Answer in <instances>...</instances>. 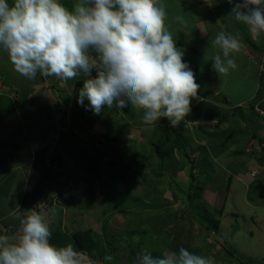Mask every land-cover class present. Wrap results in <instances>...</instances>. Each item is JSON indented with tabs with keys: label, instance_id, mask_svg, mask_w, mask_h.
<instances>
[{
	"label": "rangeland",
	"instance_id": "rangeland-1",
	"mask_svg": "<svg viewBox=\"0 0 264 264\" xmlns=\"http://www.w3.org/2000/svg\"><path fill=\"white\" fill-rule=\"evenodd\" d=\"M61 2L71 8L74 0ZM162 2L166 24L200 84L202 99L193 100L187 126L173 128L166 119L148 126L142 112L127 114L115 104L94 114L87 99L84 106L77 103L85 77L26 79L0 50V98L19 99L31 91L24 107L7 111L2 99L0 230L12 235L18 227L14 214L42 201L52 232L62 224L70 234L93 229L102 235V250L113 257L105 264H136L142 252L154 249L161 255L181 246L197 250L211 264H244V256L255 260L251 264H264V146L259 142L264 141V102L256 111L251 108L258 95L264 100V34L253 37L235 19L236 0ZM177 15L184 16L186 26ZM220 31L238 36L242 44L234 54L238 68L227 75L212 68L219 49L211 41ZM221 97L242 110L224 108L229 105ZM212 112L225 114L224 123L206 120ZM192 167L197 173L189 189ZM198 187L211 190L203 191L202 201L190 199ZM209 213L220 219L218 231L204 230L203 214ZM132 231L138 234L131 237ZM130 245L133 253L126 250Z\"/></svg>",
	"mask_w": 264,
	"mask_h": 264
},
{
	"label": "clouds",
	"instance_id": "clouds-1",
	"mask_svg": "<svg viewBox=\"0 0 264 264\" xmlns=\"http://www.w3.org/2000/svg\"><path fill=\"white\" fill-rule=\"evenodd\" d=\"M232 13L253 37L264 34V0H236ZM167 19L162 0H74L71 8L61 0H0V50L26 79L37 74L63 81L85 77L77 103L84 106L87 99L94 114L113 104L131 105L142 112L145 125L166 119L173 128L187 126L193 100L202 99L200 84ZM175 20L186 26L184 16ZM211 45L219 49L212 57L215 72L227 75L238 68V36L220 31ZM48 211L47 202L38 201L14 214L17 230L12 235L0 230V264H97L71 243L50 242ZM136 264L211 261L181 246L161 255L142 252Z\"/></svg>",
	"mask_w": 264,
	"mask_h": 264
},
{
	"label": "trees",
	"instance_id": "trees-1",
	"mask_svg": "<svg viewBox=\"0 0 264 264\" xmlns=\"http://www.w3.org/2000/svg\"><path fill=\"white\" fill-rule=\"evenodd\" d=\"M34 85H36V84H33V86ZM16 91H17L16 93L18 94V91L19 90H16ZM30 93H31V91L30 92H26L25 93L26 95H24L22 93V96L19 99H17V98L16 99L15 98L13 99L11 97L4 96V98H2V99L5 100V101H7L6 102V104H8L7 111H9V108L12 109L11 107H14V109H15L16 106H18V107H24L25 105H27V103H28V98L27 97H28V95ZM2 99L0 98V109H2V108L5 107L4 106L5 104H3V103H5V101H3ZM262 99L260 98V95H258L256 102L254 104H252L251 108L253 110H255V106H257V103L258 102H260V103H263L264 102V100H262ZM224 101H225L226 104H228V101H227L226 98H224ZM121 109L123 110L124 113H127V114H131L132 111H133L131 105H129L128 107H125V108H121ZM233 110H234V112H236V111L242 110V107H238V108L236 107ZM12 114H13V110H12V113L5 114L4 115V118H5V116L6 117L7 116L9 117ZM217 115H218V112L216 114L213 113V112L212 113H207L206 114V118H213L215 116L218 117ZM223 117H224V115H223ZM223 117H218L219 118V121L221 123L223 122ZM241 118L243 119V117H241ZM233 135H234V132H231L228 135V138L229 139H232ZM259 142H260L261 145L264 146V141L259 140ZM131 161H133V163H135V164H138L139 167H141V166L144 167V163H140L139 161L137 163V160L135 159V157H131ZM194 175H195L194 169H192L191 176H190L192 179H191V184H190V188L189 189H192L193 183L195 182V179L193 178ZM229 185H228V188L227 189H229V187H230ZM203 188L198 187L197 188L198 189V192L197 193H193V196L192 197L190 196V199H195L196 198L199 201H202L203 200V191H204ZM260 195L264 198V193L263 192ZM250 199H251V197H250ZM225 202L226 201H224V204L222 206V209H221V213L220 214H223L224 213V210H225ZM193 206H195V205H193ZM202 206L203 207H206L203 204H202ZM212 215H213L212 213H209L208 214L209 217H207V216H205L203 214V216H204L205 219L202 220V223L200 222L202 224V226H204L205 230L208 231V232L211 231V230L212 231H218V229L220 228V225H221L220 219H217V217L215 215H213L214 217ZM207 218H209V219H207ZM195 220H196V217H195ZM206 221H208L209 223H211L212 226L211 227L208 226V224L206 223ZM171 222H173V220H171ZM137 234H138V232L135 233V231L130 232L131 237H134ZM50 242L53 243V244H55L56 246H65V245L71 243L74 246V248H76L77 250H82V251L86 252L89 256L92 257L93 260H95V261H101L103 264L106 263V261L104 260L105 251L102 250V246L104 244L102 235H100L99 233L95 232L93 229L79 230L77 232H74V233H71L70 234L69 231H65V229L62 227V224H61V226L56 231H53L52 232V236L50 238ZM132 247H133V245H130V247H128L129 249L127 248L126 250L128 252L130 250V252L133 253V250L131 251V249H136V248H132ZM114 251H117V248H114ZM148 252H151L153 255H155L154 254L155 253L154 252V249H151ZM192 252H198V251L197 250L196 251L192 250ZM232 252L233 253H237L235 250H233ZM244 258L247 259V261L244 264H251V263H254L255 262V260L252 259L251 257L244 256Z\"/></svg>",
	"mask_w": 264,
	"mask_h": 264
},
{
	"label": "crops",
	"instance_id": "crops-1",
	"mask_svg": "<svg viewBox=\"0 0 264 264\" xmlns=\"http://www.w3.org/2000/svg\"><path fill=\"white\" fill-rule=\"evenodd\" d=\"M199 26L203 29V34H205L204 32H205V29H204V27H203V24H199ZM211 92H213L214 93V91H211ZM210 92V93H211ZM219 92H220V90H218L217 89V92H216V94H219ZM205 96H207V95H205ZM222 98V97H221ZM224 98H226V97H223L222 99H224ZM227 99V98H226ZM228 101V100H227ZM225 105H229V102H228V104H225ZM216 106H220L221 108H222V105L219 103V104H216ZM224 108H228V109H230L231 111H234L233 109H235L236 107H233V106H231V105H229V106H226V107H224ZM215 110V109H214ZM217 110V109H216ZM222 113V112H221ZM223 114V113H222ZM224 116H225V114H224ZM213 118H217L218 119V121H219V118L218 117H213ZM208 119H212V118H206V120H208ZM207 123V122H206ZM205 123V121H204V125H206V127H211V126H207L208 124H206ZM222 123H224V122H222ZM226 123H228V122H226ZM228 125V124H227ZM226 124H225V126H227ZM225 126H223V127H225ZM217 127H219V126H216L215 128H217ZM44 150H46V149H44ZM194 154L195 155H197V153H196V151L194 152ZM31 160H32V157H31ZM194 168H196V167H194ZM193 167H192V169H194ZM175 169H177V168H174L173 170H175ZM30 171V170H29ZM178 173V172H177ZM194 173H197V172H195V169H194ZM227 188H228V186H227ZM227 188H226V192H227V194H228V192L230 191V187H229V189L227 190ZM204 190H206V189H208V188H203ZM209 190V192L211 193V190L210 189H208ZM223 189H217V191H222ZM217 191L215 192V196H217ZM226 197H227V195H226ZM225 197V201H226V198ZM4 218H6V216L4 217ZM171 224V223H170ZM8 234H9V232H7ZM190 245V244H189Z\"/></svg>",
	"mask_w": 264,
	"mask_h": 264
}]
</instances>
